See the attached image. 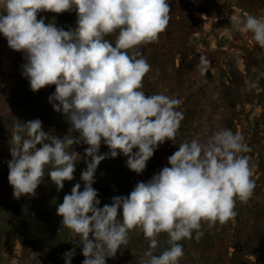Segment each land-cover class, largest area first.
<instances>
[{
	"label": "clouds",
	"instance_id": "clouds-1",
	"mask_svg": "<svg viewBox=\"0 0 264 264\" xmlns=\"http://www.w3.org/2000/svg\"><path fill=\"white\" fill-rule=\"evenodd\" d=\"M0 9V34L11 50L23 54L22 75L30 89L38 92L54 85L49 102L76 133L58 137L44 131L38 118L16 119L8 161L13 198L35 196L46 169L57 191L62 190L65 181L74 180L76 162L82 159L73 145H87L83 190L76 183L56 206L61 228L70 231L71 242L82 250V264H106L133 230L149 242L139 264H179L184 256L179 241L192 239L194 233L199 239L205 223L211 228L234 218L236 200L246 202L255 185L244 138L227 128L207 140L181 143L167 158L169 166L149 181L137 182L127 196L112 197L110 204L100 207L93 187L106 158L123 154L127 168L139 175L161 144L176 140L183 119L177 111L181 101L143 91L151 65L138 50L166 31L169 0H0ZM73 11L74 29L38 19L41 12ZM230 19L236 30L251 34L264 48V16ZM113 34L115 44L106 39ZM102 144L107 153L100 154ZM161 233H167L169 247L156 255ZM74 255V248L64 253L65 264ZM246 258L255 264L254 255Z\"/></svg>",
	"mask_w": 264,
	"mask_h": 264
},
{
	"label": "rangeland",
	"instance_id": "rangeland-1",
	"mask_svg": "<svg viewBox=\"0 0 264 264\" xmlns=\"http://www.w3.org/2000/svg\"><path fill=\"white\" fill-rule=\"evenodd\" d=\"M254 1L256 0H169L171 18L166 31L160 34L157 42L141 45L138 50L151 65L150 72L143 80V91L147 95L163 93L181 101L177 111L182 113L183 119L176 140L174 143L165 141L161 144L147 162L142 174L129 170L126 166L127 157L119 154L115 158L103 160L94 177L93 187L98 191L100 207H103L104 204L111 203L112 197L127 196L137 182H147L163 167L169 166L167 158L178 150L181 143L197 137L207 140L213 133L224 128L242 134L247 147L244 155L249 158L251 178L255 185L252 195L246 202L236 200L234 218L224 224L217 223L211 228L205 223L201 229L204 234L199 239L195 238L194 233L192 239L179 241L184 249V256L179 264H253L252 260L246 258L248 254L256 257L255 264H264V128L260 127L261 123L264 125V116L258 120L237 118L226 95H216L212 79L206 73L200 76L192 70L193 65L202 60L206 52L229 47L233 31L236 30L231 24V16H240ZM39 18H44L46 23L53 22L64 30L76 27L77 17L74 11L62 14L41 12L38 14ZM106 39L115 44L116 35H110ZM222 51L224 53L226 50ZM25 62L23 54L11 50L6 38L0 34V77L8 75L9 87L17 86L15 98L21 97L20 89L24 91L29 83L22 75V65ZM222 63L225 67L229 66V58H223ZM47 87L41 90L45 91ZM218 100L225 101L222 102L223 107L217 103ZM17 109L22 110V106L15 103L14 110ZM14 120L11 125H14L16 118ZM56 125L60 137L76 135L69 131L70 124L61 113L57 115ZM9 129V123L6 125L4 121L0 122L1 131ZM2 143L4 141L0 142ZM86 147L83 144L73 145V150L80 153L82 159L76 162L74 180L65 181L62 190L57 191L50 177H47L48 169L45 170L44 182L39 186V189L44 190V210L56 212V206L63 202L65 194H70L76 183H80L83 190L80 176L86 168L83 159ZM108 151V147L102 144L100 154ZM1 156L11 158V155ZM61 219L58 218L56 222H61ZM65 232L69 230L65 229ZM168 240L167 233H161L154 254L159 255L168 248ZM148 247L149 242L143 233L133 230L129 233L128 243L118 250L114 258H108L106 264H139ZM71 248L67 246L56 251V254L68 252ZM80 252L82 251L76 250V254Z\"/></svg>",
	"mask_w": 264,
	"mask_h": 264
},
{
	"label": "crops",
	"instance_id": "crops-1",
	"mask_svg": "<svg viewBox=\"0 0 264 264\" xmlns=\"http://www.w3.org/2000/svg\"><path fill=\"white\" fill-rule=\"evenodd\" d=\"M245 14L264 16V0L252 2L246 12L239 15ZM226 48L206 52L192 70L200 76L206 73L212 79L216 95H226L237 118L258 120L264 116V48L254 43L251 34L245 35L238 30L233 31V39ZM222 50L226 51L223 53ZM226 56L230 60L227 67L222 63ZM8 79L5 74L0 77V109H3L0 110V122L10 124L9 130H0V142L4 141L0 144V264H65L66 252L56 254V251L67 246L75 249L71 264H80L84 256L82 252L76 254L81 248L71 242L70 231L65 232L61 222H56L60 217L54 210L43 209L44 190L39 189L40 185L35 196L13 198V189L8 182L11 158L1 156L10 155L8 140L15 118L21 122L38 118L44 131L60 137L56 127L58 113L54 112L48 99L55 87L33 92L28 83L23 87L24 91L20 89L21 97L15 98L17 86L9 87ZM222 102L225 101H217L220 107H223ZM15 103L22 106V110H14Z\"/></svg>",
	"mask_w": 264,
	"mask_h": 264
},
{
	"label": "built area",
	"instance_id": "built-area-1",
	"mask_svg": "<svg viewBox=\"0 0 264 264\" xmlns=\"http://www.w3.org/2000/svg\"><path fill=\"white\" fill-rule=\"evenodd\" d=\"M260 127H263V128H264V125L261 123V124H260Z\"/></svg>",
	"mask_w": 264,
	"mask_h": 264
}]
</instances>
